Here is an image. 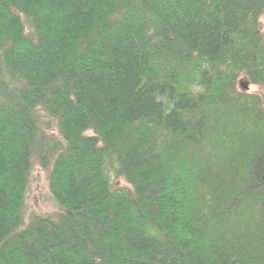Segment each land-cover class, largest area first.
<instances>
[{"label": "trees", "instance_id": "trees-1", "mask_svg": "<svg viewBox=\"0 0 264 264\" xmlns=\"http://www.w3.org/2000/svg\"><path fill=\"white\" fill-rule=\"evenodd\" d=\"M263 16L0 0V264H264ZM34 163L56 213L27 214Z\"/></svg>", "mask_w": 264, "mask_h": 264}, {"label": "rangeland", "instance_id": "rangeland-1", "mask_svg": "<svg viewBox=\"0 0 264 264\" xmlns=\"http://www.w3.org/2000/svg\"><path fill=\"white\" fill-rule=\"evenodd\" d=\"M264 28V16L261 18ZM241 83H245L243 80ZM250 92H257L264 95V88L250 85ZM42 121L45 122L44 131L49 134H55L58 136L57 123L54 119L49 117L44 111L40 110ZM115 182L118 186H126L124 179L115 178ZM27 214L31 217L33 214L47 215L56 213L60 210L58 202L51 193L48 183V169L42 168L40 165L34 163V167L31 173L30 187L27 195Z\"/></svg>", "mask_w": 264, "mask_h": 264}, {"label": "water", "instance_id": "water-1", "mask_svg": "<svg viewBox=\"0 0 264 264\" xmlns=\"http://www.w3.org/2000/svg\"><path fill=\"white\" fill-rule=\"evenodd\" d=\"M245 87H248V85L246 84Z\"/></svg>", "mask_w": 264, "mask_h": 264}]
</instances>
